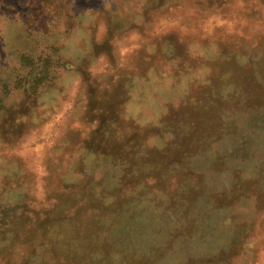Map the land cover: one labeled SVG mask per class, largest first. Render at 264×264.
<instances>
[{
    "label": "rangeland",
    "instance_id": "1",
    "mask_svg": "<svg viewBox=\"0 0 264 264\" xmlns=\"http://www.w3.org/2000/svg\"><path fill=\"white\" fill-rule=\"evenodd\" d=\"M0 264H264V0H0Z\"/></svg>",
    "mask_w": 264,
    "mask_h": 264
},
{
    "label": "trees",
    "instance_id": "2",
    "mask_svg": "<svg viewBox=\"0 0 264 264\" xmlns=\"http://www.w3.org/2000/svg\"><path fill=\"white\" fill-rule=\"evenodd\" d=\"M47 74H49V72L47 73ZM43 83V78H41V79H39L38 81H37V83H35L36 84V86H37V88L41 85ZM34 85V84H33ZM35 86V87H36ZM153 86L154 87H156L157 86V84H153ZM37 89H35V91H36ZM157 91H159V90H157ZM157 93H154L153 94V97H151V99H152V104L153 105H155V106H159L160 104V109H161V106H162V103H161V95L158 93L157 95H156ZM161 96V97H160ZM189 99H192L191 97H189ZM192 104H195V103H197V100H192V102H191ZM153 113V112H152ZM117 115V117H118V119L120 120V121H122V114H120V113H117L116 114ZM124 115H125V113H124ZM136 117H132V119L133 120H138L139 118H138V116H137V114L135 115ZM189 172H190V174L191 175H197V173L193 170V169H189ZM187 180V179H186ZM188 182H187V184H190V181L189 180H187ZM118 216V215H117ZM122 215H120V216H118V219H119V221H117V223H116V229H121V228H123L124 227V230H119V234H117L115 237H114V235H113V232L115 231V230H110V229H108L107 228V230H106V236H108V242H110L111 244L112 243H115V245H116V253H119L120 255H123V254H125V249H128L129 248V240L131 239V236H130V234H131V231H130V229L127 227V225L126 224H120V218L122 219L123 217H121ZM127 217V216H126ZM109 232H111V233H109ZM113 238V239H112Z\"/></svg>",
    "mask_w": 264,
    "mask_h": 264
}]
</instances>
